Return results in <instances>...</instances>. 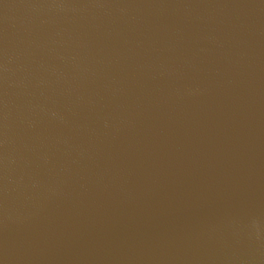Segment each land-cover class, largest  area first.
Masks as SVG:
<instances>
[{
  "label": "water",
  "instance_id": "1",
  "mask_svg": "<svg viewBox=\"0 0 264 264\" xmlns=\"http://www.w3.org/2000/svg\"><path fill=\"white\" fill-rule=\"evenodd\" d=\"M0 264H264V0H0Z\"/></svg>",
  "mask_w": 264,
  "mask_h": 264
}]
</instances>
